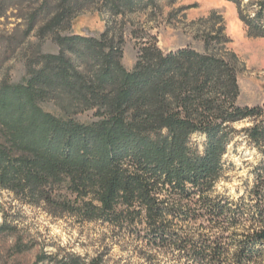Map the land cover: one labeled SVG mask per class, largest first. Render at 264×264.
Returning <instances> with one entry per match:
<instances>
[{
    "label": "trees",
    "instance_id": "trees-1",
    "mask_svg": "<svg viewBox=\"0 0 264 264\" xmlns=\"http://www.w3.org/2000/svg\"><path fill=\"white\" fill-rule=\"evenodd\" d=\"M6 1L4 11H25L27 35L51 37L60 51L43 54L39 44L23 83L0 81V190L53 217L106 226L173 264H264V163L245 195L217 189L240 133L264 157V108L239 104L242 62L223 16L196 22L203 51H164L126 22L163 0ZM230 1L248 35L264 38V0L249 1L253 14ZM92 9L107 16L102 34H63ZM128 33L139 43L131 70L123 64ZM86 112L90 121L77 119ZM195 136L205 138L202 151ZM14 231L0 226V234ZM35 264H103V256L42 254Z\"/></svg>",
    "mask_w": 264,
    "mask_h": 264
},
{
    "label": "rangeland",
    "instance_id": "rangeland-1",
    "mask_svg": "<svg viewBox=\"0 0 264 264\" xmlns=\"http://www.w3.org/2000/svg\"><path fill=\"white\" fill-rule=\"evenodd\" d=\"M247 14L256 12V7L247 8L249 1L241 0ZM9 1L0 0V81L23 83L28 77V56L36 54L41 44L43 54H57L58 44L49 37L40 41L36 32L26 34L27 23L22 18L25 11L14 7L4 11ZM224 18L226 34L231 38L230 47L242 62L238 75L241 106L264 108V38L248 35L241 21L237 4L230 0H163L157 7L127 17L128 32L139 35L143 32L155 36L164 51H176L191 46L203 51V41L197 39L200 19L208 18L211 12ZM107 25V16L97 10L78 15L71 30L63 34H79L97 37ZM138 41L129 33L124 45V66L131 70L138 57ZM42 107L61 115L63 108L54 102H45ZM92 112L77 115L80 121L91 120ZM249 123L237 124L236 128ZM195 147L203 150L205 138L195 136ZM224 162L227 172L217 186L222 194L237 199L245 195L255 184V168L264 163V157L240 133L229 145ZM8 222L15 231L0 234V264H35L42 254H75L86 258L103 256V264H173L163 255L151 253L128 238L118 237L106 226L96 223H79L70 217L58 218L42 208L26 205L6 191L0 190V226ZM19 244L29 250L19 252Z\"/></svg>",
    "mask_w": 264,
    "mask_h": 264
}]
</instances>
